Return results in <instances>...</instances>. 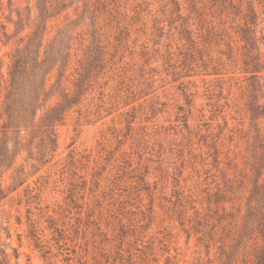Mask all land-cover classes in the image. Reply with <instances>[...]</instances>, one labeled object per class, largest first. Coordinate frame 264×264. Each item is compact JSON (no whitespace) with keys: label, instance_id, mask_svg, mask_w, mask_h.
<instances>
[{"label":"rangeland","instance_id":"1","mask_svg":"<svg viewBox=\"0 0 264 264\" xmlns=\"http://www.w3.org/2000/svg\"><path fill=\"white\" fill-rule=\"evenodd\" d=\"M45 7L41 24L39 0H0V260L259 264L263 0ZM37 29L49 70L35 115L3 129Z\"/></svg>","mask_w":264,"mask_h":264},{"label":"trees","instance_id":"2","mask_svg":"<svg viewBox=\"0 0 264 264\" xmlns=\"http://www.w3.org/2000/svg\"><path fill=\"white\" fill-rule=\"evenodd\" d=\"M45 3L46 0H39L42 21L41 24H43L45 19V16H43L44 11L46 10ZM37 31L39 33V30L37 29L29 38L27 45L19 52L17 58L15 59L13 69L11 70L10 88L6 96L7 120L2 126L3 129H8L10 127L18 128L20 123H23L24 126H26L28 121L26 117H33L35 115L39 94L38 91L42 90L44 76L49 70L45 68V62L47 61L46 58L40 61L37 59L38 48L40 46V35ZM31 51L33 52L34 57H30L32 65L28 66L27 58L29 57ZM43 67L45 69H43ZM38 80H40L39 83H37ZM64 107L65 106H61L60 109H63ZM256 109L257 106L252 104L251 110L253 118L262 114L261 111H256ZM8 159L9 155L5 150V144L0 143V173L1 166ZM6 165L9 166V164ZM6 195V190L0 185V199L4 198ZM0 264L6 263L0 260ZM259 264H264V246L260 252Z\"/></svg>","mask_w":264,"mask_h":264}]
</instances>
